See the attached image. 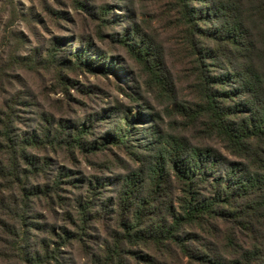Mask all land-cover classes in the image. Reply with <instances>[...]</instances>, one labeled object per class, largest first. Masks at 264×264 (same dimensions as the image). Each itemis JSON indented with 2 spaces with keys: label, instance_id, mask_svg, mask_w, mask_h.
<instances>
[{
  "label": "rangeland",
  "instance_id": "rangeland-1",
  "mask_svg": "<svg viewBox=\"0 0 264 264\" xmlns=\"http://www.w3.org/2000/svg\"><path fill=\"white\" fill-rule=\"evenodd\" d=\"M199 1L189 10L212 0ZM197 33L178 0H0V264H27L25 253L50 257L57 248L58 262L41 264L146 263L136 255L194 264L151 242L116 248L113 237L124 234L120 224L130 217L118 204L133 173L142 176L140 193L159 204L156 219L178 199L181 183L168 163L164 192L151 187L153 156L144 151L152 142L181 138L235 160L211 136L207 116L195 115L202 105L198 71L220 73L214 62H197ZM141 40L158 78L136 59ZM120 135L127 142L114 144ZM218 224L223 237L214 243L225 255L232 225Z\"/></svg>",
  "mask_w": 264,
  "mask_h": 264
},
{
  "label": "trees",
  "instance_id": "trees-1",
  "mask_svg": "<svg viewBox=\"0 0 264 264\" xmlns=\"http://www.w3.org/2000/svg\"><path fill=\"white\" fill-rule=\"evenodd\" d=\"M178 1L183 18L202 39V49L195 51L197 62L209 60L220 69L213 78L204 69L198 71L202 105L197 104L196 109L201 105L202 111L195 109V115L203 112L207 116L211 136L220 139L235 160L224 159L209 146H191L181 138H172L173 144L167 139L165 144L152 142L144 151L147 158L153 156L151 187L164 192L162 172L164 162L168 163L170 177L181 183L178 199L156 219L159 204L140 193L142 176L133 173L118 204L127 207L124 210L130 217L120 224L124 234L113 239L116 248L122 244L149 246L151 242L166 251L178 250L182 260L194 264H264V0H212L195 10H189L192 0ZM150 51L145 40L134 47L136 59L158 78ZM222 87H227L226 91L220 92ZM223 97L232 105H223ZM130 119L134 120L133 116ZM79 130L76 140L82 149L81 139L88 132L85 126ZM126 137H115L114 144L127 142ZM109 139L112 137L107 136L106 141ZM219 220L232 225L224 234L229 249L225 255L217 252L214 243L223 237ZM233 229L246 241L234 240ZM208 241L211 248L204 245ZM58 250L42 258L27 252L23 260L27 264L47 263L49 258L58 262ZM136 257L145 264H157L153 256Z\"/></svg>",
  "mask_w": 264,
  "mask_h": 264
}]
</instances>
